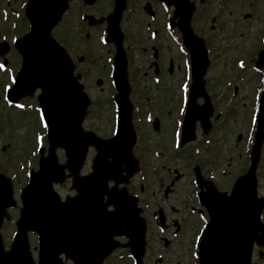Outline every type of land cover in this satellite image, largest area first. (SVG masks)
Here are the masks:
<instances>
[{
	"label": "water",
	"instance_id": "1",
	"mask_svg": "<svg viewBox=\"0 0 264 264\" xmlns=\"http://www.w3.org/2000/svg\"><path fill=\"white\" fill-rule=\"evenodd\" d=\"M44 1H49L50 5H43ZM66 1L30 0L32 30L21 40L23 67L13 91L21 88L32 90L36 86L41 88L38 101L47 123L49 148L46 157L42 156L44 150L40 151L39 170H30L29 183L21 193L23 207L16 221L17 231L11 251L6 253L7 256L0 255V264H32L26 243L28 230L37 232L39 236L40 264H49L45 252L53 249L74 257L78 264H95L97 258L98 262L101 261L115 246L112 243L115 235L129 238L126 245L130 246L140 264L145 226L139 217L136 199H129L124 190L106 187L108 180L121 181L119 178L122 170L130 173L136 166L130 154L134 134L130 125L125 64L116 68L114 74L118 89V133L109 140H101L92 132H83L80 123L88 98L81 92V86L75 78L71 77L72 64L65 51L49 36L51 27L66 8ZM172 1L176 8L182 5L180 0ZM119 12L120 7L116 6L107 17L108 23L112 20L116 23ZM188 21L189 14L183 31L193 63V84L184 123V128L189 126L186 129L192 127L195 118L205 121L209 114V107L204 115V107L192 103L198 93L203 95L201 77L207 60L202 41L193 36ZM108 29H111V23ZM256 66L264 70V49L258 53ZM263 140L264 83L248 171L237 178L229 195L210 190L201 196V202L209 213V221L199 243L200 264H250L253 241L264 244V227L259 221L264 201L256 197L254 177ZM89 145L97 149L92 172L80 177L78 170ZM56 147L64 148L67 157L64 165L57 162L54 153ZM64 168L70 171L68 176H74L73 186L78 189V194L61 202L52 189V183L65 179ZM104 195H107L106 202H103ZM109 204L115 207L114 211H106ZM13 205L9 181L0 175V222L5 215V207ZM51 264L56 262L52 260Z\"/></svg>",
	"mask_w": 264,
	"mask_h": 264
},
{
	"label": "rangeland",
	"instance_id": "2",
	"mask_svg": "<svg viewBox=\"0 0 264 264\" xmlns=\"http://www.w3.org/2000/svg\"><path fill=\"white\" fill-rule=\"evenodd\" d=\"M249 0H234L230 5L226 4L225 16L220 19L224 25V31L227 36L223 39L222 35H218V30L212 32L210 46L216 47V55L218 54L216 63L210 67L209 84L207 89L216 97V114L220 115L215 119L213 130V145L211 152L208 154L204 148L200 150L201 160L207 159L210 155L211 165H207L208 172L212 174L221 190H228L235 176L242 173L248 165V152L251 138L252 127L255 122L256 104L261 89L262 77L251 64L256 56V52L264 41V34L261 32L264 29V0H253L252 5L247 4ZM246 3V4H245ZM138 6L135 5L134 10ZM72 8L75 12H70L66 21L70 26L68 29L60 28L57 30L58 38L65 44L72 59L83 71L81 74L84 90L92 99L91 105L87 108V113L83 121L84 129H92L97 134L105 136L111 131L112 121V106L108 100V95L111 94L108 79L106 77L107 65L103 59L108 55L107 46H102L97 42V33L90 29L89 38L87 41L79 37L80 23L78 21V6L74 3ZM208 8L214 9V4H210ZM105 7L90 8L89 13L94 15L101 14ZM251 11L253 16L243 18L244 12ZM210 17H208L209 21ZM128 25H132L131 21H126ZM77 30L78 36L74 35ZM240 31L243 35L240 36ZM91 32V33H90ZM10 35V34H9ZM145 38L140 41L142 44ZM137 49V47L135 46ZM130 50L131 58L136 61L141 58L138 56L137 49ZM213 49V48H212ZM246 54V56H245ZM10 54L9 58L17 62V57ZM244 69H240L234 58L244 57ZM103 62V63H102ZM232 64V65H231ZM79 71V70H78ZM182 80V65L174 67L173 72L166 77L165 82L157 90L158 106L154 111L160 116L163 121V133L158 137L156 134L150 136L153 143L163 142L162 164L166 169L170 170V174L165 171L161 182L158 174H148L145 180L141 176L131 180L129 185L134 192H138V186L141 181H144V204L150 210L161 205L167 212L176 216H183L184 225L182 230L173 238L171 245L167 251L163 249L159 238V230L156 226L151 225L149 231V245L145 257L146 264H152L154 257L157 256L155 251L163 254L162 264H195L196 239L194 234L199 233V220L197 214L189 213V206L194 205L193 187L191 184V172L189 166L193 163L196 156L194 147L201 144V134H199L193 142L184 145L181 150L170 148L171 132L173 128V118L176 116L177 106L179 104V88L178 84ZM6 78L0 76V93L2 85ZM234 84L238 85V96L235 98H225L219 96L220 91L231 92L234 96L236 89H232ZM229 86V87H228ZM135 87V86H134ZM135 90V88L133 89ZM163 94L162 98L159 95ZM225 94V93H224ZM36 93L31 97L25 98V112H20L15 109L4 107L0 102V168L7 171L8 175H13L12 181L15 187L14 196L17 199L19 189L26 182L24 177L28 160L37 167V160L31 154L35 148V143L41 141L43 135L41 120L37 111L34 108ZM134 98V94L132 96ZM143 98L140 99V101ZM144 136L147 135V128L144 126ZM39 137V140H37ZM149 151L145 154L149 156ZM173 153H179L178 156ZM95 154V150L90 148L87 153V158L80 173L89 171L91 158ZM58 160L63 161V153L57 150ZM197 158V156H196ZM160 166V165H159ZM31 167V166H30ZM257 192L264 196V143L261 148V157L257 167ZM175 178L167 197L163 196L164 184H169L170 178ZM19 179V180H18ZM163 184V185H162ZM56 191L60 196L73 194L70 188V181L67 180L60 185L55 186ZM18 200V199H17ZM19 205V201H18ZM186 206V207H185ZM188 206V208H187ZM187 208L186 210H184ZM18 212V208L13 209L12 213ZM17 215V214H16ZM196 217V218H195ZM14 219V218H13ZM264 220V212H263ZM153 224V223H152ZM14 231L11 226H4L3 233H6L5 240L9 242L10 232ZM169 237V234H167ZM29 242H36L35 235H30ZM157 248L153 254L151 248ZM119 257L114 258L109 264H129L130 260L126 257L125 251H118ZM254 260H258L257 252L253 256ZM264 264V261H263Z\"/></svg>",
	"mask_w": 264,
	"mask_h": 264
},
{
	"label": "flooded vegetation",
	"instance_id": "3",
	"mask_svg": "<svg viewBox=\"0 0 264 264\" xmlns=\"http://www.w3.org/2000/svg\"><path fill=\"white\" fill-rule=\"evenodd\" d=\"M126 1V12L123 13L120 25L123 29L124 34V47L126 48L127 54H131L130 40L140 44L143 51L141 58L138 61L136 66L130 67V83L132 86H135L134 98L132 102L135 107L139 109V112L135 114L136 117L139 115L142 116L143 112H148L152 119L156 118L158 120L157 129H154V125L151 123H140L147 128L146 137V146H149L151 153L155 148H159L161 154L163 155V142L153 143L152 140L148 142L150 136L156 134L158 137L163 133V121L160 116L154 111V108L158 106L157 100V91H154L152 88L157 90L165 82L166 77H168L172 72L174 67H178L185 63L186 56L185 52L179 50V46L183 48L181 35L177 27H171L169 29L167 22L169 16L172 13V8L168 5H165L168 10L166 11L163 7L164 4L158 0H125ZM193 3V11L191 15V26L194 32L201 36L204 39V43L210 49V42L213 38L212 32L215 28L214 23L216 17L212 18V23H207V13L209 10L215 11L214 9L208 8L212 3L215 5V0H204L200 2L199 0H190ZM227 3L232 5L234 0H225ZM25 0H0V27H2V9L8 10V8L16 7L23 5ZM143 2L149 3V9L145 12L141 5ZM77 3L79 8L86 6L82 0H71V5ZM114 5V0H96L92 6H101V7H112ZM135 5L138 7L134 10ZM70 10V9H69ZM68 10V12H69ZM75 12L74 9L71 10ZM70 11V12H71ZM210 11V12H211ZM67 12V14H68ZM69 12V13H70ZM82 13V12H81ZM131 18L135 20L131 21L132 25H128L126 21H130ZM176 20H174L175 22ZM80 29L79 37L83 40L87 39L88 36V25L85 21L80 23L78 26ZM4 30V28H2ZM0 28V37L3 33V30ZM75 36H78L77 30L74 32ZM145 38L143 44L140 42L142 38ZM1 40V39H0ZM184 50V48H183ZM12 54L11 48L8 50L6 56V66L14 64V60L10 59L9 56ZM139 55V53H138ZM209 55L211 56L210 52ZM76 70L82 74L83 71L79 69L76 65ZM82 78V77H81ZM183 78V77H182ZM182 81V80H181ZM163 94L159 95V98H162ZM143 100L140 101V99ZM211 127L208 129L207 134L210 132ZM202 174L206 178L204 170Z\"/></svg>",
	"mask_w": 264,
	"mask_h": 264
},
{
	"label": "snow or ice",
	"instance_id": "4",
	"mask_svg": "<svg viewBox=\"0 0 264 264\" xmlns=\"http://www.w3.org/2000/svg\"><path fill=\"white\" fill-rule=\"evenodd\" d=\"M37 140H39V137H37Z\"/></svg>",
	"mask_w": 264,
	"mask_h": 264
},
{
	"label": "bare ground",
	"instance_id": "5",
	"mask_svg": "<svg viewBox=\"0 0 264 264\" xmlns=\"http://www.w3.org/2000/svg\"><path fill=\"white\" fill-rule=\"evenodd\" d=\"M87 264V263H86Z\"/></svg>",
	"mask_w": 264,
	"mask_h": 264
}]
</instances>
